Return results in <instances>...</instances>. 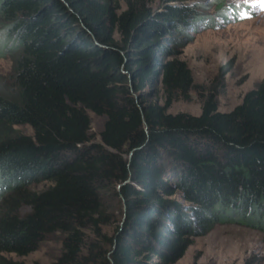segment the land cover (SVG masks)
<instances>
[{"label": "trees", "instance_id": "trees-1", "mask_svg": "<svg viewBox=\"0 0 264 264\" xmlns=\"http://www.w3.org/2000/svg\"><path fill=\"white\" fill-rule=\"evenodd\" d=\"M171 1L0 0V264L57 235L52 264H176L217 225L264 233V81L230 112L170 113L190 76L162 40L198 19Z\"/></svg>", "mask_w": 264, "mask_h": 264}, {"label": "rangeland", "instance_id": "rangeland-1", "mask_svg": "<svg viewBox=\"0 0 264 264\" xmlns=\"http://www.w3.org/2000/svg\"><path fill=\"white\" fill-rule=\"evenodd\" d=\"M122 10L130 6L154 12L163 11L171 0H117ZM197 9L198 19L180 33L162 40L169 50L166 60L183 64L190 83L178 89L169 112L201 114L203 103L212 100L220 112H230L242 103L244 96L264 81V3L262 0H182ZM219 3H221L219 9ZM245 16L249 18H245ZM10 70L7 60H0V75ZM151 102L163 105L167 95L161 87ZM90 134L100 141L105 118L88 112ZM20 133L32 135L29 127H17ZM40 186L39 188H41ZM113 213L111 234L124 221L125 202L110 197ZM29 211L23 208L21 214ZM59 236H52L38 249L24 257L2 254L6 260L20 264H52L60 252ZM264 264V233L237 225H217L209 234L192 240V245L176 264Z\"/></svg>", "mask_w": 264, "mask_h": 264}, {"label": "snow or ice", "instance_id": "snow-or-ice-1", "mask_svg": "<svg viewBox=\"0 0 264 264\" xmlns=\"http://www.w3.org/2000/svg\"><path fill=\"white\" fill-rule=\"evenodd\" d=\"M262 3H264V0H262ZM245 18H249V17L245 16Z\"/></svg>", "mask_w": 264, "mask_h": 264}]
</instances>
